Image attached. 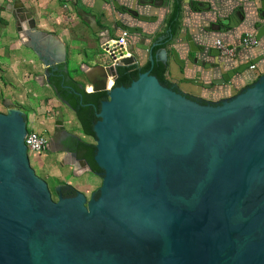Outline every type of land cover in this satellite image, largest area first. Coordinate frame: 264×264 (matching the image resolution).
<instances>
[{
	"label": "water",
	"instance_id": "obj_1",
	"mask_svg": "<svg viewBox=\"0 0 264 264\" xmlns=\"http://www.w3.org/2000/svg\"><path fill=\"white\" fill-rule=\"evenodd\" d=\"M0 11L94 140L68 135L63 164L100 177L88 198L57 186L52 200L28 164L25 116L0 113V264H264V75L218 103L187 97L161 76L177 0L168 38L149 47L141 68L75 9L113 62L80 66L93 87L82 94L67 79L62 44L33 31L19 3Z\"/></svg>",
	"mask_w": 264,
	"mask_h": 264
},
{
	"label": "crops",
	"instance_id": "obj_2",
	"mask_svg": "<svg viewBox=\"0 0 264 264\" xmlns=\"http://www.w3.org/2000/svg\"><path fill=\"white\" fill-rule=\"evenodd\" d=\"M14 2L29 14L33 31L52 34L62 44L67 79L85 93L92 92L93 87L79 71L80 66L94 69L107 65L109 59L99 49L96 36L78 19L75 9L93 17L95 27L106 29L111 40L126 32L127 52L135 59L137 68L146 64L151 45L168 38L166 25L173 9V0H0V8L7 11ZM177 3L175 30L164 45L163 78L167 84L187 97L214 104L233 97L264 75V17L260 1L177 0ZM0 19L3 20L0 21L3 25L0 26V113L12 108L23 114V109L29 108L38 114L44 103L38 101L37 93L31 94L28 100L22 97L30 84L41 90H51L55 99L58 98L51 87L44 84L43 66L38 57L16 37L12 15L0 11ZM8 20L13 26L14 43L6 41L10 35L6 34L5 27ZM244 36H253L257 45L240 47L239 41ZM216 40L234 47L235 56H219L213 48ZM18 85L22 89L24 86L25 92ZM110 85L111 81L106 78L105 86ZM47 105L53 107L55 104L49 100ZM61 105L69 111L65 112L66 121L75 123L73 132L61 133L94 145L92 138L81 133L74 113L64 103ZM49 114L52 122L65 129V119L58 118L57 111L50 108ZM34 118L33 115L25 121L32 123ZM46 152L48 156L43 157L44 162L55 169L54 178H50L54 188L67 187L86 198L97 190L99 176L65 166L63 152L53 149ZM58 164L61 166L57 171Z\"/></svg>",
	"mask_w": 264,
	"mask_h": 264
},
{
	"label": "rangeland",
	"instance_id": "obj_3",
	"mask_svg": "<svg viewBox=\"0 0 264 264\" xmlns=\"http://www.w3.org/2000/svg\"><path fill=\"white\" fill-rule=\"evenodd\" d=\"M0 21H3V20L0 19ZM0 26H3V25L0 24ZM5 27H6V32H7L6 34H10L9 36L6 37V41L9 43H14V41L16 39L14 38V30H13V26H12L11 21L8 20V22H6ZM33 59L36 61V58H33ZM30 85L31 86H28L29 88L27 87L28 92L26 91L27 92L26 95H23L22 97H25L26 100H28V97H30L31 94L37 93L36 95H37L38 101L40 103L41 102L44 103V105L42 106L43 108L39 110L38 114H34V111H35L34 109H32V110L29 108L23 109V115L25 116V119L27 118L29 120L30 118L33 117V115L35 117L34 121L32 123L27 122V124H26L27 129L38 131L39 133H42L46 137H53L54 132H63V131L73 132L75 129L74 121L73 120L66 121V118H67L66 115L67 114L65 112H69V111L67 109L61 107L62 106L61 102H59L57 99H55L51 90H48L45 88L43 90H41L38 87H36L35 84H30ZM18 86L22 92H25L24 86H23L24 90L22 89V87H20V85H18ZM35 90H36V92H35ZM49 100L54 101L55 105H53V107L47 105V101H49ZM50 108H53L54 111H57L58 118L65 119V125H66L65 129L62 128L61 125H57V123L55 121L52 122V120H53L52 115L49 114ZM59 110L62 111V112L60 111L62 115L59 114ZM30 115H32V116H30ZM58 124H60V123H58ZM91 142L94 144L93 139L91 140ZM44 156L45 157L48 156V152H43V153L38 154V155L28 153L27 154L28 164H29V167L31 168V170L33 171L34 175L36 177H38L39 179L43 180L44 182H46L47 188H48L49 193H50V197L52 200H55L56 195L54 193V187L50 181L51 180L50 178H54L53 173H54L55 169L48 166L46 164V162H44V160H43ZM59 165L61 166V164H58L56 166L57 171L59 170L58 169L60 167Z\"/></svg>",
	"mask_w": 264,
	"mask_h": 264
},
{
	"label": "built area",
	"instance_id": "obj_4",
	"mask_svg": "<svg viewBox=\"0 0 264 264\" xmlns=\"http://www.w3.org/2000/svg\"><path fill=\"white\" fill-rule=\"evenodd\" d=\"M127 34L126 32H121L119 37L115 40H111V42H119L123 43L124 45V51L126 54L127 52V42H126ZM257 45V40L253 36H244L239 41V46L242 48H250ZM214 51L222 57L226 58H233L235 56L236 50L234 47H229L224 44H222L220 41L216 40L213 45ZM101 50V48L99 47ZM101 52L109 59L108 54L101 50ZM129 55V54H128ZM106 66H113V62L109 59L107 65H99L101 69L105 68ZM109 81H111L110 86H106V91L109 90V88L112 86V80L111 78H108ZM27 122H25L26 127V133L23 137V144L26 148V154L32 153L34 155L41 154L48 150V139L46 136H44L42 133H39L38 131H34L31 129H27Z\"/></svg>",
	"mask_w": 264,
	"mask_h": 264
},
{
	"label": "flooded vegetation",
	"instance_id": "obj_5",
	"mask_svg": "<svg viewBox=\"0 0 264 264\" xmlns=\"http://www.w3.org/2000/svg\"><path fill=\"white\" fill-rule=\"evenodd\" d=\"M59 102H61V101L59 100ZM61 103H63V102H61ZM53 135H54L53 137H47L48 142H49L48 143V149L56 150V152H59V153L63 152L64 151V143H65L68 136H66L65 134H62L61 132H54Z\"/></svg>",
	"mask_w": 264,
	"mask_h": 264
},
{
	"label": "trees",
	"instance_id": "obj_6",
	"mask_svg": "<svg viewBox=\"0 0 264 264\" xmlns=\"http://www.w3.org/2000/svg\"><path fill=\"white\" fill-rule=\"evenodd\" d=\"M177 19V18H176ZM169 20V19H168ZM168 23V22H167ZM167 26V25H166ZM175 30V29H174ZM173 33H174V31H173ZM168 37V36H167ZM137 68V67H136ZM163 73H164V70H163V72H162V74H161V76H162V79H163V81L167 84V82L164 80V78H163ZM74 84V83H73ZM74 85H76V84H74ZM77 86V85H76ZM81 92H82V94H89V93H85L82 89H81ZM91 93V92H90ZM106 98H107V96H106ZM76 118V117H75ZM76 121L78 122V120H77V118H76ZM78 124H79V122H78ZM79 128H80V131H81V133H82V129H81V126H80V124H79ZM83 134V133H82ZM84 135V134H83ZM85 136H88V137H90V138H92L91 136H89V135H85ZM79 142V141H78ZM79 143H81L82 145H84V146H89V147H94V145H92V144H86V143H83V142H79ZM67 188V187H66ZM70 189V188H69ZM70 190H72V189H70ZM73 191V190H72ZM74 192V191H73Z\"/></svg>",
	"mask_w": 264,
	"mask_h": 264
}]
</instances>
